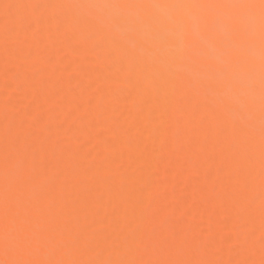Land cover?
<instances>
[{"label": "bare ground", "instance_id": "1", "mask_svg": "<svg viewBox=\"0 0 264 264\" xmlns=\"http://www.w3.org/2000/svg\"><path fill=\"white\" fill-rule=\"evenodd\" d=\"M145 0H0V260L3 241L2 161L6 135L18 130L35 136L34 150L46 156L71 188L60 194L65 214L76 226L83 221L107 234L123 223L121 193L130 204L167 208L183 214L188 239L204 236L187 247L129 246L112 258L254 260L261 259L262 232L259 131V11L218 10V15L253 17L255 37L234 58L243 86L236 94L251 104L243 130L238 116L212 103L184 79L162 75L160 62L133 42L142 37L126 25L103 22L123 9L90 7ZM159 3H258V0H148ZM5 5L25 7L6 9ZM82 5L80 7H61ZM35 6V7H32ZM163 14L164 10H157ZM199 14L196 10H189ZM14 39L7 40L5 25ZM113 42L120 45L117 50ZM251 77L252 90L248 83ZM163 113V115H162ZM221 137L224 150L199 122ZM236 125L238 133L231 135ZM47 129V130H45ZM49 137L63 146L53 149ZM229 146H234L229 150ZM71 149L69 151L68 149ZM248 156H251L249 164ZM91 170L89 171V163ZM51 174V167L49 169ZM133 177L134 185H129ZM105 217L112 218L111 227ZM57 222V226H61ZM65 249L63 258H79ZM94 255V253H92ZM107 257V253H105ZM12 259L62 258L48 245L13 252ZM84 258H89L87 255Z\"/></svg>", "mask_w": 264, "mask_h": 264}, {"label": "snow or ice", "instance_id": "2", "mask_svg": "<svg viewBox=\"0 0 264 264\" xmlns=\"http://www.w3.org/2000/svg\"><path fill=\"white\" fill-rule=\"evenodd\" d=\"M66 5L61 7H80ZM25 7L24 5H5L6 9ZM35 7V6H32ZM104 9H123L127 14L107 16L103 22L113 26L126 25L128 29L142 37L134 41L133 47L160 62L162 75H171L184 79L190 88L201 90L212 103L226 112L238 116L243 130L251 118V104L244 96L236 94L243 81L235 71L234 58L246 57L251 50H245L243 43L255 37L253 17L242 18L237 15H218V10L258 9L259 11V131H260V179H261V215L264 232V0L258 3H159L129 2L91 5ZM157 10H164L163 14ZM189 10H196L193 14ZM7 40L14 39L11 29L5 25ZM117 50L120 45L113 42ZM252 90L251 77L248 83ZM163 115V113H162ZM205 139L198 146L205 150L209 137H214L215 146L224 150L221 137L223 130L213 132L204 120L199 122ZM47 130V129H45ZM238 129L234 124L231 135ZM35 136L18 130L14 136L6 135L5 151L2 161L3 193V241L2 251L6 257L0 264H264V238L261 241V259L216 261L191 259H121L112 258L124 247L145 248L148 245L160 248H182L204 236L203 232L192 233L188 239V229L184 227L183 214L167 208H145L142 203L130 204L132 193H121V202L125 208L123 223L107 234L87 223V211L83 221L72 225L65 214L62 201L56 193L70 190L67 178L59 171V164H51L46 156L38 155L34 150ZM53 149L63 146L49 137ZM234 146H229V150ZM71 151V149H68ZM251 164V156H248ZM89 171L91 170V162ZM51 167V174L49 169ZM134 185L133 177L127 178ZM57 226V222H61ZM109 227L111 217H105ZM51 246L62 258L58 259H12L13 252H30L41 246ZM65 249L79 258H63ZM94 253V255H92ZM107 253V257H105ZM87 255L89 258H84Z\"/></svg>", "mask_w": 264, "mask_h": 264}]
</instances>
